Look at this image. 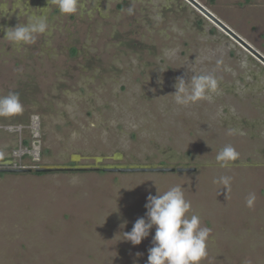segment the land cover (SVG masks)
<instances>
[{
  "label": "rangeland",
  "instance_id": "1",
  "mask_svg": "<svg viewBox=\"0 0 264 264\" xmlns=\"http://www.w3.org/2000/svg\"><path fill=\"white\" fill-rule=\"evenodd\" d=\"M192 1L80 0L65 16L51 0H0V95L31 114L11 128L15 168L194 169L8 174L0 264H147L155 229L136 246L121 234L175 185L211 230L200 264H264V0ZM33 15L48 23L35 43L3 38ZM201 74L218 81L212 99L176 105L177 77ZM226 145L239 157L220 167Z\"/></svg>",
  "mask_w": 264,
  "mask_h": 264
},
{
  "label": "clouds",
  "instance_id": "2",
  "mask_svg": "<svg viewBox=\"0 0 264 264\" xmlns=\"http://www.w3.org/2000/svg\"><path fill=\"white\" fill-rule=\"evenodd\" d=\"M51 3L65 16L76 14L80 10V0H51ZM47 31V17L33 15L26 24L4 30L3 38L17 46L30 45ZM174 88L172 95L175 104L187 106L200 100H211L212 94L218 89V81L211 74L193 75L187 81L181 76L177 77ZM23 111L24 106L17 92L10 91L6 95H0V117L12 118ZM238 157L239 153L235 148L226 145L217 152L215 161L220 167H227ZM214 182L228 188L231 177H220ZM255 199V194L250 193L247 206L251 207ZM144 207L145 216L134 222L131 231L123 232L121 240L130 242L133 246L139 245L154 228L147 264H200L207 256V241L211 230L201 226L198 215H189L191 202L185 198L182 185L172 186L162 194H149ZM126 223L127 221L120 227H125Z\"/></svg>",
  "mask_w": 264,
  "mask_h": 264
},
{
  "label": "water",
  "instance_id": "3",
  "mask_svg": "<svg viewBox=\"0 0 264 264\" xmlns=\"http://www.w3.org/2000/svg\"><path fill=\"white\" fill-rule=\"evenodd\" d=\"M192 1V0H191ZM193 2V1H192ZM198 8L202 9L198 4L193 2ZM217 22V21H216ZM218 23V22H217ZM220 27L226 28L218 23ZM228 33L232 34L229 30H226ZM233 35V34H232ZM77 160V159H76ZM74 160V161H76ZM99 162L100 159H97ZM86 170H95L102 171L106 173H185L193 172L194 169L189 168H170V167H145V166H136V167H124V166H115V167H58V168H31V167H21L15 168L11 163H0V173L2 174H30L32 172L41 174V173H52V172H76V171H86Z\"/></svg>",
  "mask_w": 264,
  "mask_h": 264
},
{
  "label": "crops",
  "instance_id": "4",
  "mask_svg": "<svg viewBox=\"0 0 264 264\" xmlns=\"http://www.w3.org/2000/svg\"><path fill=\"white\" fill-rule=\"evenodd\" d=\"M28 83H30V81ZM26 90L29 91L30 87L26 88ZM32 105L36 104L34 103ZM30 115L25 114V111H23L21 114L16 115L12 118L2 117V119L0 120L4 129L2 130V133H0V163H12L13 165H16V162L18 160L17 158L21 156V154L18 153L21 146L18 145V143L13 142L14 140H11V138L13 137L12 133H15L13 132L14 130H11V128L21 129L23 127H26L28 125V119ZM16 118L17 121L15 122L14 119ZM16 132H18V130H16ZM22 141L27 142L24 140ZM6 176L8 178L11 177L8 174H0V179H3Z\"/></svg>",
  "mask_w": 264,
  "mask_h": 264
},
{
  "label": "trees",
  "instance_id": "5",
  "mask_svg": "<svg viewBox=\"0 0 264 264\" xmlns=\"http://www.w3.org/2000/svg\"><path fill=\"white\" fill-rule=\"evenodd\" d=\"M0 174H2V173H0Z\"/></svg>",
  "mask_w": 264,
  "mask_h": 264
}]
</instances>
